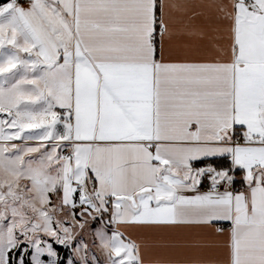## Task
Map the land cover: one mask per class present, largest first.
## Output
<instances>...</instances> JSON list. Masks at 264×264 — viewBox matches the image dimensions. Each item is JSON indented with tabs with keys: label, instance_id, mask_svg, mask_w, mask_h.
<instances>
[{
	"label": "crops",
	"instance_id": "1",
	"mask_svg": "<svg viewBox=\"0 0 264 264\" xmlns=\"http://www.w3.org/2000/svg\"><path fill=\"white\" fill-rule=\"evenodd\" d=\"M159 24L157 48L156 0H10L0 59L63 85L68 205L132 264H264V0H160Z\"/></svg>",
	"mask_w": 264,
	"mask_h": 264
},
{
	"label": "rangeland",
	"instance_id": "2",
	"mask_svg": "<svg viewBox=\"0 0 264 264\" xmlns=\"http://www.w3.org/2000/svg\"><path fill=\"white\" fill-rule=\"evenodd\" d=\"M7 60L0 59V140L23 142L0 144V264H132L98 212L76 196L68 205L72 170L53 107L63 85L29 74L33 90L25 72L11 83Z\"/></svg>",
	"mask_w": 264,
	"mask_h": 264
},
{
	"label": "trees",
	"instance_id": "3",
	"mask_svg": "<svg viewBox=\"0 0 264 264\" xmlns=\"http://www.w3.org/2000/svg\"><path fill=\"white\" fill-rule=\"evenodd\" d=\"M10 0H0V6L3 4L8 3ZM159 19H160V0H156V27H157V33H156V47L158 48V32L160 30V24H159ZM205 163H210L212 165L216 166H221L223 168H231V163L230 160L227 158H222V159H213V160H208V161H201L195 163L196 166H200ZM56 249L58 250H63L62 246L55 245ZM10 264H14L12 261H10ZM27 264H30L27 262Z\"/></svg>",
	"mask_w": 264,
	"mask_h": 264
},
{
	"label": "built area",
	"instance_id": "4",
	"mask_svg": "<svg viewBox=\"0 0 264 264\" xmlns=\"http://www.w3.org/2000/svg\"><path fill=\"white\" fill-rule=\"evenodd\" d=\"M17 3H20V4H24V3H29V2H31V1H33V0H15ZM246 3H247V5L249 6V7H252V2L251 1H246ZM63 157L65 158V159H71V153L70 152H68V151H65L64 153H63ZM94 182H91V185L92 186H94ZM218 189H220V186H218V185H215V184H213V183H211V182H205V184L203 185V187H201V191L202 192H207V191H213V190H218Z\"/></svg>",
	"mask_w": 264,
	"mask_h": 264
}]
</instances>
